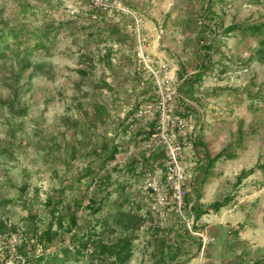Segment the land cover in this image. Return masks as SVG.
<instances>
[{"label": "rangeland", "instance_id": "rangeland-1", "mask_svg": "<svg viewBox=\"0 0 264 264\" xmlns=\"http://www.w3.org/2000/svg\"><path fill=\"white\" fill-rule=\"evenodd\" d=\"M251 26L264 0H0V264H264Z\"/></svg>", "mask_w": 264, "mask_h": 264}, {"label": "trees", "instance_id": "trees-1", "mask_svg": "<svg viewBox=\"0 0 264 264\" xmlns=\"http://www.w3.org/2000/svg\"><path fill=\"white\" fill-rule=\"evenodd\" d=\"M246 30L251 31L253 33L259 34V35H264V26H251L246 28ZM19 32H15L11 30V38H13V40L17 43L18 46L20 47H24V51H28L29 50V44H28V40L29 39H34L35 40V47L37 49H42L43 48V42L41 40V38H39L34 31L30 32L29 34H26L23 38V34L24 31L22 28L18 29ZM259 54L262 57V60L264 61V40L262 41V49L259 50ZM206 71V67L202 66V69L199 70V72L197 74H194L193 76H190L187 80H185V82L183 83H189L191 86L194 85V82H200L202 79V76L204 74V72ZM184 85V84H182ZM182 85L179 87V91L182 89ZM93 111H94V115L96 118L102 119V117H104V114L106 113V109L104 108V106L102 105H94L93 106ZM116 150L115 148H113L112 150H109V159L113 158V155L115 154ZM223 157V153H219L217 154L214 158H210L209 156H207V162L206 164L202 167L201 170V174L204 175V177L207 176V174L211 171V169H213L215 163L220 160ZM214 207V206H213ZM215 207L218 208L219 205L215 204ZM205 212H201V211H196L195 215H194V219L198 220L201 215H203ZM70 224L71 226L75 225V219L73 217L70 218ZM51 231H45L42 234V238H44L47 241H51ZM129 243L125 242L123 243V245H114L112 247H105V246H98V250L99 253H101L100 255H104L105 253L108 254L109 257H114L115 259H117L118 261H123L122 260V255L123 252L126 250V248H128ZM39 261H42V259H40Z\"/></svg>", "mask_w": 264, "mask_h": 264}, {"label": "built area", "instance_id": "built-area-1", "mask_svg": "<svg viewBox=\"0 0 264 264\" xmlns=\"http://www.w3.org/2000/svg\"><path fill=\"white\" fill-rule=\"evenodd\" d=\"M175 160H176V158H175V156L172 154V155H171V161H172V163H174Z\"/></svg>", "mask_w": 264, "mask_h": 264}]
</instances>
